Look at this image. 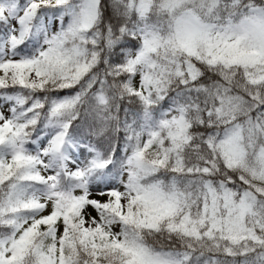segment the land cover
Wrapping results in <instances>:
<instances>
[{"label":"snow or ice","instance_id":"obj_1","mask_svg":"<svg viewBox=\"0 0 264 264\" xmlns=\"http://www.w3.org/2000/svg\"><path fill=\"white\" fill-rule=\"evenodd\" d=\"M0 264H264V0H0Z\"/></svg>","mask_w":264,"mask_h":264}]
</instances>
